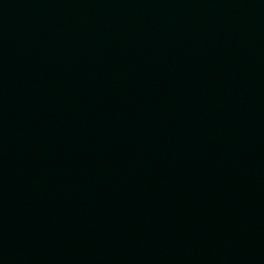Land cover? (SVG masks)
Segmentation results:
<instances>
[{
	"label": "water",
	"instance_id": "water-1",
	"mask_svg": "<svg viewBox=\"0 0 264 264\" xmlns=\"http://www.w3.org/2000/svg\"><path fill=\"white\" fill-rule=\"evenodd\" d=\"M0 264H264V0H0Z\"/></svg>",
	"mask_w": 264,
	"mask_h": 264
}]
</instances>
